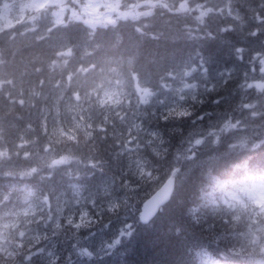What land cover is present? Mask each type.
Masks as SVG:
<instances>
[{
	"label": "trees",
	"instance_id": "obj_1",
	"mask_svg": "<svg viewBox=\"0 0 264 264\" xmlns=\"http://www.w3.org/2000/svg\"><path fill=\"white\" fill-rule=\"evenodd\" d=\"M18 1L0 0V13ZM179 2L95 25L42 12L14 40L0 30V264L264 259V242L250 234L255 222L264 225V211L252 218L243 211L251 202L242 210L228 200L264 183V138L240 144L224 127L215 138H193L216 113L244 114L245 102L264 101V90L237 78L251 73L252 28L224 30L220 14L193 22ZM201 64L206 73L231 74L195 96L162 100L165 83ZM138 88L158 100L142 101ZM47 150L70 159L36 160ZM170 175L172 197L142 223V202ZM127 221L118 244L88 248L93 232Z\"/></svg>",
	"mask_w": 264,
	"mask_h": 264
},
{
	"label": "rangeland",
	"instance_id": "obj_2",
	"mask_svg": "<svg viewBox=\"0 0 264 264\" xmlns=\"http://www.w3.org/2000/svg\"><path fill=\"white\" fill-rule=\"evenodd\" d=\"M249 1L180 0L179 8L185 13H195L190 17L193 22H203L208 16L220 19V14L221 22L226 25L224 30L239 29L242 26L249 25L252 29L248 40L254 50L251 53V64H245V67H248L251 73H246L237 78L241 80L240 83L244 88L253 87L264 90V49L261 48V46H264V25H261L264 21L259 11H257V4L255 2L249 3ZM256 1L259 4L260 2L264 4V0ZM160 2L162 0H19L14 3H6L2 8L0 30L7 28L6 34H9L10 39L14 40L23 32L26 33L28 28H33L36 19L42 12L51 11L57 22L64 21L68 15V17H78L88 24L95 25L97 23L113 22L119 17L139 16L150 11L155 4ZM245 7L250 12H247L244 9ZM17 24H20L19 31L13 29ZM217 26L220 27V24ZM261 26L263 32L260 31ZM240 38H243V36ZM239 48L241 50V47ZM202 65L184 68L180 75L165 83L163 88L166 93L163 94L162 100L170 99L172 94L179 98L188 94L195 96L200 88L208 89V87H212L211 79L214 80L224 75L223 80H227V77L231 74L230 68L215 74L206 73L204 65ZM252 66H258V74L253 73L255 70L251 68ZM138 92L142 101L158 100L156 92H144L141 88H138ZM244 105V114L234 112L226 116L216 113L211 116L207 128L195 131L194 140L200 142L208 137L215 138L218 135L217 130H222L224 127L231 130L230 134L235 136L240 144L245 143L248 139L255 141V138H253L255 136H258L256 141H261L264 138V101L260 98L251 99L245 102ZM259 135L261 136L259 137ZM1 151L2 154H6L5 148H2ZM69 159L66 153H56L50 150L40 152L36 156V160L52 164L66 162ZM228 200L230 203H234L235 207H240L242 210L244 205L251 202L252 208L243 211L252 218L258 214L260 215V212L264 211V183L255 184L243 189L241 192L231 193ZM260 220L258 219L257 222H260ZM130 228L131 221L115 223L113 226L108 224L105 231H95L88 236V248L91 244H94L95 249L113 247L122 240ZM250 234L255 241L261 240L264 242V225L255 222ZM260 264H264V259Z\"/></svg>",
	"mask_w": 264,
	"mask_h": 264
},
{
	"label": "water",
	"instance_id": "obj_3",
	"mask_svg": "<svg viewBox=\"0 0 264 264\" xmlns=\"http://www.w3.org/2000/svg\"><path fill=\"white\" fill-rule=\"evenodd\" d=\"M176 179L170 175L153 193H151L141 204L139 220L142 223H148L160 208L166 204L174 192Z\"/></svg>",
	"mask_w": 264,
	"mask_h": 264
},
{
	"label": "flooded vegetation",
	"instance_id": "obj_4",
	"mask_svg": "<svg viewBox=\"0 0 264 264\" xmlns=\"http://www.w3.org/2000/svg\"><path fill=\"white\" fill-rule=\"evenodd\" d=\"M257 11L260 12V15L261 17L263 18V21H264V4L262 2H260V4L257 2ZM247 8V7H245ZM246 10V9H245ZM247 12H250V10H246ZM261 25H264V22L261 24ZM260 31L263 32V28L262 26L260 27ZM264 34V33H263Z\"/></svg>",
	"mask_w": 264,
	"mask_h": 264
}]
</instances>
